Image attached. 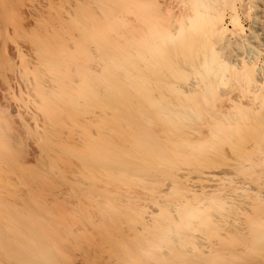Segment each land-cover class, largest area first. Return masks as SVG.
<instances>
[{
  "label": "bare ground",
  "instance_id": "6f19581e",
  "mask_svg": "<svg viewBox=\"0 0 264 264\" xmlns=\"http://www.w3.org/2000/svg\"><path fill=\"white\" fill-rule=\"evenodd\" d=\"M0 264H264V0H0Z\"/></svg>",
  "mask_w": 264,
  "mask_h": 264
}]
</instances>
